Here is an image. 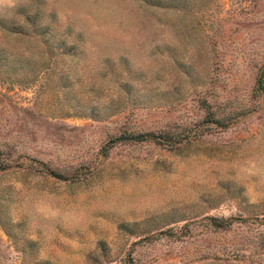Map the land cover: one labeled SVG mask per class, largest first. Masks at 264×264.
<instances>
[{
    "label": "rangeland",
    "instance_id": "1",
    "mask_svg": "<svg viewBox=\"0 0 264 264\" xmlns=\"http://www.w3.org/2000/svg\"><path fill=\"white\" fill-rule=\"evenodd\" d=\"M0 264H264V0H0Z\"/></svg>",
    "mask_w": 264,
    "mask_h": 264
},
{
    "label": "trees",
    "instance_id": "2",
    "mask_svg": "<svg viewBox=\"0 0 264 264\" xmlns=\"http://www.w3.org/2000/svg\"><path fill=\"white\" fill-rule=\"evenodd\" d=\"M33 22H35V21H33ZM47 29H48V30H47L45 33H48L49 30H50V31H53V30H51V26H47ZM63 44L66 45L65 42L60 43V44L58 45V48H61V45H63ZM48 47H49V51H50V52H55V50H54V48L51 46V44L48 43ZM150 137H159V136H155V135L152 134V133H147V134L139 133V134H134V135H132V136L127 135V136H125V139H129V140H133V141H142V140H144V139H146V138H150Z\"/></svg>",
    "mask_w": 264,
    "mask_h": 264
}]
</instances>
